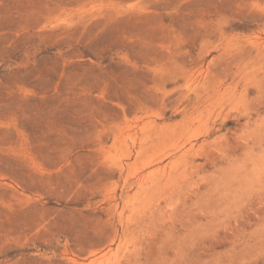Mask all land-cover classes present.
<instances>
[{"label": "rangeland", "instance_id": "1", "mask_svg": "<svg viewBox=\"0 0 264 264\" xmlns=\"http://www.w3.org/2000/svg\"><path fill=\"white\" fill-rule=\"evenodd\" d=\"M0 264H264V0H0Z\"/></svg>", "mask_w": 264, "mask_h": 264}, {"label": "bare ground", "instance_id": "2", "mask_svg": "<svg viewBox=\"0 0 264 264\" xmlns=\"http://www.w3.org/2000/svg\"><path fill=\"white\" fill-rule=\"evenodd\" d=\"M205 90L207 91L208 89L207 88H205ZM220 94H218V93H214L213 94V96H212V99H214V101L216 100V99H219L220 98V96H219ZM223 95V94H222ZM233 96V95H232ZM231 96V97H232ZM201 97H203V95L201 94ZM235 97H236V95H235ZM194 149V148H193ZM188 151H190V150H192V147H190V148H188L187 149ZM166 167V166H165ZM164 170H165V168H164ZM163 175V176H162ZM162 175H159V176H157V179L155 180V182H154V186L156 187V189L157 188H159L160 186H162V184H163V182L165 183V184H167L168 183V177L169 176H167V177H165L164 178V176H165V172H163V174ZM142 180H143V177L142 178H140V183L142 182ZM260 189H263V188H260Z\"/></svg>", "mask_w": 264, "mask_h": 264}]
</instances>
